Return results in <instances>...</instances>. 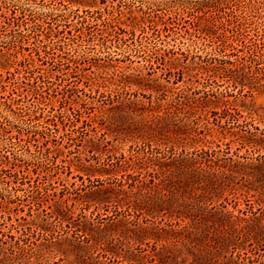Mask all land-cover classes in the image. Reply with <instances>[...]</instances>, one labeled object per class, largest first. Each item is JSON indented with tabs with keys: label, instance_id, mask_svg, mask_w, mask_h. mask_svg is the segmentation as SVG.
<instances>
[{
	"label": "rangeland",
	"instance_id": "obj_1",
	"mask_svg": "<svg viewBox=\"0 0 264 264\" xmlns=\"http://www.w3.org/2000/svg\"><path fill=\"white\" fill-rule=\"evenodd\" d=\"M148 2L128 1L131 13L123 8L127 24L129 14L145 18L124 45L103 48L63 31L52 41L59 39L65 53L52 50L48 62L33 56L35 74L48 78L38 94L25 98L27 79H18L16 98L39 104V123L51 128L50 153L60 152L49 174L24 177L47 186L39 205L24 189H0L20 204H0V264H264V84L242 92L204 86V77L182 68L204 53L190 45L183 26L177 34L163 29L173 15L147 9ZM62 8L60 0H33L25 16ZM0 20L5 44L12 30ZM132 37L144 43L133 45ZM82 55L102 67L82 71L69 59ZM173 62L179 81L169 75ZM97 74L102 95L83 83ZM71 89L94 106L73 127L68 120L77 105L63 100Z\"/></svg>",
	"mask_w": 264,
	"mask_h": 264
},
{
	"label": "trees",
	"instance_id": "obj_2",
	"mask_svg": "<svg viewBox=\"0 0 264 264\" xmlns=\"http://www.w3.org/2000/svg\"><path fill=\"white\" fill-rule=\"evenodd\" d=\"M31 1L33 0L21 5L16 3V0L0 2V19L4 17V21L12 30L5 44H0V119H4V123L0 124V189L7 190L8 187L15 191L24 189L27 197L30 196L32 202L39 205L41 195L47 186H34L30 182H24V177L32 172L49 174L48 167L50 163H55L54 159L60 150L55 154L50 153L51 128L39 123L41 113L39 104L30 106L16 98L21 95L18 79L21 77L27 79L29 88L25 98L31 94H38L37 86L40 83H48V78L45 74H35L38 67L33 56L46 57L45 61L48 62L47 59H52L55 51L65 53V45L59 39L52 41L63 31H67L70 38H81L87 44L97 39L103 48L113 45L119 47L124 45L125 35L135 36L136 23L138 21L145 23V18L129 14L131 23L127 24L123 20L122 17L126 13L123 8L131 13V6L128 3L131 0H108L116 1V6L107 4V0H66L70 6L74 4L83 6L81 11L79 7L69 8L63 3L65 0H60L63 8L59 12H46L42 13V16L41 13L37 14L38 16L32 14L29 19L25 15ZM100 3L103 4L101 8ZM146 8L155 10L168 8L173 15V22H162L163 29L177 34L179 33L177 28L183 26L184 32L189 36L190 45L204 53L197 57L198 61L193 59L194 56L182 66L196 78L204 77V86L213 88L226 84L227 88L232 87V90L242 92L246 87L250 90L264 84V0H149ZM186 17L189 19L186 20ZM186 21L188 25H183ZM157 25L155 22L154 27ZM127 26L130 28L127 29ZM143 43L142 38L138 40L134 38L132 41L136 46ZM24 50L29 51L28 55L23 52ZM69 59L73 63H79L82 71L102 67L96 62L98 60L96 58L95 62L83 55L79 56L78 60ZM178 66L180 67L178 62H173L169 66V75L170 77L172 75L175 81L182 77V71L177 68ZM61 71L60 68H55V75L60 77L58 74ZM99 77L97 74L90 84L84 80L83 83L90 87V90L95 86V92L102 95L105 89L100 90L103 85L98 81ZM77 98L79 96L75 90H65L64 102L68 99V105L73 103L77 105L76 108L71 106L72 117L68 120L69 127L75 126L77 121L85 122L81 118V112L94 107L90 106L92 102L84 98L76 100ZM87 98H90V95ZM64 109L66 108L62 110ZM51 122V125L58 127L55 119ZM59 123L63 127L66 126L63 121ZM31 143L35 146V153L30 151ZM15 145L20 152L11 149ZM25 153L29 154V158L24 159ZM2 158L7 161H3ZM24 184H27L26 187H22ZM0 204L20 205L13 197L4 196L2 193Z\"/></svg>",
	"mask_w": 264,
	"mask_h": 264
}]
</instances>
